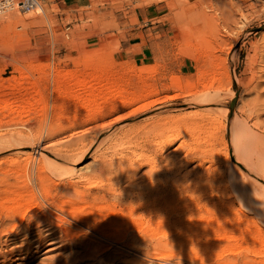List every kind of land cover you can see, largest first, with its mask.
Masks as SVG:
<instances>
[{
	"label": "rangeland",
	"instance_id": "rangeland-1",
	"mask_svg": "<svg viewBox=\"0 0 264 264\" xmlns=\"http://www.w3.org/2000/svg\"><path fill=\"white\" fill-rule=\"evenodd\" d=\"M37 2V7L27 12L20 11L18 1L0 6V171L5 173L0 177L8 176L4 183H0V196L4 195L0 198V217L4 214L12 216L15 209L8 206L15 202L20 203V212L25 211L18 218L30 213L32 209L36 210L43 196L27 180V172L33 171V167L39 163V153L46 157L59 150L64 153L62 145L71 140L70 136H82L77 147L82 155L87 152L80 165L91 163L93 156L98 158L111 153L114 147L119 154L131 156L136 152L145 153L151 155L149 159L155 160L154 174L144 164L146 158L144 162H137V182L134 188H130L127 197V200L132 199L131 205L123 206L120 199H112L108 203H92L89 197L85 199L86 202L76 203L79 208H89L91 206L87 203L90 202L92 208L98 209L94 215L91 209L82 214L87 219L91 217L90 220L98 219L96 224L104 232H114L110 229L113 220L117 224L124 223L120 226L127 225L126 229L117 230L107 240L111 243L105 241V245L112 246V253H123V258L115 259L112 264H122L126 259L139 264H264V214L261 213L264 210L259 211L257 208L258 203L264 202V174L243 176L237 163L236 174L228 165L226 191L219 184L218 178L227 168L212 164L197 167L205 144L195 142L201 132L205 131L201 126L206 124L197 113L201 107L197 104L196 94L210 79H218L227 89L230 85L235 99L226 98L221 102L234 114L242 103L250 107L257 102L264 105V0ZM195 9H200V12ZM229 9L237 22L236 25L230 22L233 28L230 38ZM202 18L205 22L201 26ZM228 40H237L230 50ZM206 48L213 50L211 63ZM146 93L142 101L133 105L124 106L120 103V100L129 99L132 95L141 96ZM107 102L118 105V111H109L107 116L102 115L99 119L92 118L105 112ZM147 103V108L133 112L136 107ZM260 113L259 120L264 121V110ZM121 115L124 118L120 126L125 128L120 132L119 124L111 125L109 120ZM87 117L89 123L81 127ZM150 117L154 120L146 121ZM241 117L246 119L245 115L238 113L237 125ZM76 119L80 122L79 128L75 125ZM161 121L168 129L166 135H174L176 138L161 157H156L150 150V128ZM248 123L252 124L250 121ZM84 129H88L87 134H75ZM218 134L224 142L227 141L228 152L218 151L217 147H214V151L223 156L227 153L229 164L232 148L229 133L220 131ZM21 143L24 148L20 147ZM27 154H31L35 164L31 162L26 166ZM170 155L181 158L184 165L180 167L181 171L171 169L166 163H158ZM187 171L191 173L186 174ZM142 173L149 177L142 176ZM10 176L14 179H10ZM205 176L211 179L205 182ZM22 185H27V192L24 186L21 188ZM28 186L33 187V194L29 193ZM173 189L185 191L183 199L181 196L176 198ZM14 190H20L15 191L16 196L24 192V197H14ZM205 191L209 192L208 196H204ZM172 199L178 203V211L174 213L178 215L171 217L165 230V226L161 230V225L153 222L148 224L147 217L150 216H145L143 209L132 210L137 205L152 204L157 200L156 204L161 206ZM192 201L202 203V208L185 210V205L194 204ZM208 202L213 204L211 208ZM222 203L230 205L224 208L221 207ZM131 210L136 213V218L135 222L129 224L126 219L130 217L131 213L128 212ZM210 210L216 214L217 219L220 217L222 220L218 219L216 228L206 222ZM111 212L116 216L111 218ZM94 216L97 219H93ZM189 228L192 234H187ZM50 247L53 248L46 246L39 254L23 263L52 264L54 258L59 260L69 253L64 248L46 252ZM210 248L212 250L209 253L205 251L207 256L202 253L204 249ZM97 256L99 262L105 257L102 254ZM203 257L207 259L203 260ZM95 259L76 260L69 264H93L97 263Z\"/></svg>",
	"mask_w": 264,
	"mask_h": 264
},
{
	"label": "bare ground",
	"instance_id": "bare-ground-1",
	"mask_svg": "<svg viewBox=\"0 0 264 264\" xmlns=\"http://www.w3.org/2000/svg\"><path fill=\"white\" fill-rule=\"evenodd\" d=\"M190 8H192V7H190ZM198 10H200V9H198ZM198 10H196V11H198ZM199 12L200 11H198V13ZM202 14H203V12H202ZM202 14H200L201 17L204 15V14L203 15ZM197 19H198V17H197ZM203 19L204 18L201 19L202 21L201 20L198 21L199 23L201 21V23H200L201 26L205 22ZM209 19H210V17H209ZM206 20H208L207 16H206ZM230 22L234 23L235 25L237 24V22L234 18V15L231 12V9L228 10V38H230V36L232 35L231 33L233 32V28H231ZM206 25H207V23H206ZM236 42H237V40L235 42H233V41L229 42V40H228V50L234 48ZM207 52L209 55L208 61L210 60V63H211L212 58L214 56L213 50L209 49ZM255 54L257 55V53H255ZM59 80L60 79L58 78V80H57L58 83H59ZM81 85H83V84L81 83ZM226 87L227 86H224L220 81H218V79L217 80L216 79H214V80L210 79V82L202 85L201 89L198 92V95L196 94V96H197L196 101L198 102L197 104H198V106L201 107V109L197 113H198L200 119L202 121H204L206 124H204V126H201V128H203V130H205V131L202 130L203 132H201V134L198 137L196 136L197 141H195V142H197L198 144L204 143L205 148H206V149L204 148L205 151L203 150V152H202V156H201V159H200L197 167L203 168L204 164H208V166L212 164L211 166L216 165L215 167L224 166L225 169L227 168L226 172H224L222 175H220V177L218 176L219 177L218 178L219 184L223 185L224 189L227 191L228 190V185H227L228 184V165H229L230 169H232L235 172V167H236V163H237L239 172L243 176L247 175L248 177H253L254 173L264 174V121L259 120V117L261 114L260 111L264 110V105H260V103L257 102V103H254L250 107L247 103H242V106H240L239 108L237 107L238 108L237 113L234 114L233 113L234 111L232 112L231 110L225 108L223 106L224 104H222V102H221L222 100H224L226 98L231 99V100L235 99V95L231 91L230 85L228 84V89ZM67 92H69V91L67 90ZM146 95H147V93L144 95H141V96L132 95V97L129 99L125 98V99L120 100V103H121V105H124V106L133 105L136 102L142 101L146 97ZM256 100H257V98H256ZM147 105H148V103L143 104L139 107H136L137 109L135 108L133 110V112L139 111L141 109H145V108H147ZM118 109H119V107H118V105L116 106L115 103L111 104L110 102H107V106L105 107V112L101 113V114H97L95 116H92V118L97 119V117H98V119H99L100 116H102V115L107 116V113L109 111L117 112ZM238 113L241 114L242 116L245 115L246 119L244 117H241L240 122L237 125L236 117H238ZM123 118H124V115L113 118L112 120H109V124H111V125L119 124L118 131L121 132V130H124L123 128H125L124 126L123 127L120 126ZM160 119H162V118H160ZM76 120H77L76 121L77 123L75 122V125H77V127H78L80 125V122H78V119H76ZM149 120H151V122H152L154 119L152 120L150 117V119L148 118V120H146V121H149ZM89 121H90L89 117L85 118L84 123L82 122L83 124L81 125V127L86 126L87 122L89 123ZM249 121L252 122L251 125H249V123H248ZM84 124H86V125H84ZM163 124H165V123L163 122ZM163 124H162V121H161V123L157 122L154 124V126L151 125L153 128H150V129H152V130H150L151 131V137L149 140V144L151 145L150 150L152 151V153L154 155H156V157H158V156L161 157V155L164 153V151L173 143V141L176 138V137H174V135H173V137L171 135L170 136L166 135V132L168 129ZM201 125H203V124H201ZM147 126H148V124H147ZM149 127H148V129H149ZM198 127H199V125H198ZM93 128H91V129H93ZM150 131H148V132L150 133ZM220 131L223 132L224 134L229 133V140L231 141V145H232L231 160L229 161V164H228L227 153H225L226 156H223L222 154H217L214 151V147H217L218 151L222 152V150H223L224 152L225 151L228 152V150H227L228 146L226 143L227 141L224 142L222 137L219 136L218 133H220ZM204 132H205V134H204ZM87 133H88V129H84V130L80 131L79 133H75V134L85 135ZM199 133H200V131H199ZM72 136H74V134ZM80 138H82V136H78V137L77 136L76 137L70 136L71 140L69 142L67 141L68 143H65L64 145H62L64 153L63 152L61 153L62 150H59L58 152L56 151V154L54 153V155H51L50 157H46L42 153H39L40 154L39 163L37 162L35 167H33L35 169V171H34V169H33V171H30V172L26 171L27 172V180L29 182H32L35 185V188H37L36 189L37 191L39 190V193H42V196H43L42 202L40 203L38 208H36V210L32 209L30 211V213H28V214L25 213L26 215L24 214V216H21L18 218V215H20L21 213H23L25 211L20 212L21 211L20 209H22L20 207V203L14 201L15 203H13V205L8 206L9 208L11 207V208L15 209V210L11 209V210H14L13 215L10 216V215L4 214V216L0 217V264H24L23 262H26L28 260V258H31V256L34 257L37 254H39L41 252V250L46 246H48V247L53 246V248L50 247L49 249H47L46 252H53V251H57V250L62 249V248H64V250L69 252L66 255V257H62L59 260L54 258V263H52V264H69L70 262H74L76 260H80V261H83L84 259L85 260H92V258L95 259L96 257L97 258L95 260L98 264H112V262L115 259L120 260L123 258L122 252L115 251V252H113L114 253L113 254L111 252L113 250L112 246L111 245H105V241L108 242L107 240L110 237H113V235H115L118 232L117 230H121L124 228L126 229L127 225L125 224L124 226H120V224H122V223L117 224L118 222L116 221L117 222L116 223L112 219L113 221L110 224V229L114 230V232H110L112 230L108 231L110 233L104 232L103 230L100 229L99 225H97L98 223L96 224V222L98 220L97 219L98 215H96L97 217L94 216V218H93V219H97V220H90L91 217L89 219H87L86 217H83V214H82L83 211H85L87 209H91L92 210L91 213L94 215L98 209L92 208L93 205H91L90 202L87 203V205L91 206L89 208H83L84 206L82 208H79V207H77L78 204H76V203H79V202L82 203L85 201L86 198L89 197L91 199L90 200L88 199V200L92 201V203L101 202V201L108 203L112 199H120L122 201V205L123 204H125L126 206L131 205L133 203V201H132V199L127 200V197L130 195L129 194L130 188H132L134 186V184L136 185V182H137L135 172L139 168H137L138 165H136V164L139 163L138 161L146 158L145 159L146 162L144 164L148 166L147 168L149 171L154 172L155 168L153 166L154 165L153 161L155 163V160L152 158L149 159L148 158L149 155H146L145 153L144 154H136L137 153L136 152V153H133L131 156L119 154L117 152V150L115 149L116 147L113 148V146H111L113 148L111 153H108V154L105 153L104 155H100L101 157H98V158H97V156L96 157L93 156V157H91L92 158L91 163L86 164V165H80L82 160L84 159L85 153L87 152L86 150H84L86 152L83 155L80 153L81 150H79V148L77 147V144H78L77 142L80 140ZM127 143H128V141H127ZM26 144H27V142H26ZM58 144H59V142H58ZM113 144L114 143H112V145ZM20 145H22V143ZM129 145H131V144H129ZM58 146H61V145H58ZM20 147L24 148L23 145ZM57 148H59V147H57ZM57 148H54V149H57ZM87 148H89V147H87ZM60 149H62V148H60ZM177 157L178 156L175 157L174 155L173 156L170 155V157L167 156V157L162 158V160H160L158 163L159 164L160 163H164V164L166 163L170 166L171 169H176V170L178 169V171H179L180 167L182 168L183 162H182L180 157H178L180 159H178ZM155 159H157V158H155ZM0 160H2V159H0ZM26 160L28 162V164L26 162V164H27L26 166L30 165L29 163H31V162H34V164L36 162V161H34L31 154H27ZM143 162H144V160H143ZM19 163H21V162H19ZM142 164H141V166H142ZM19 167H21V166H19ZM19 167H18V169H19ZM4 168H2V169H4ZM15 168H12L11 170H15ZM156 169H158V168H156ZM20 170H21V168H20ZM28 170H29V168H28ZM9 171H10V169H9ZM15 171L18 172V170H15ZM205 171H208V170H205ZM153 172L151 174H154ZM23 173H25V172H23ZM23 173H22V175H24ZM156 173H158V171ZM159 173H161V172H159ZM189 173H191V172L190 171L186 172V174H189ZM4 174L0 171V175H4ZM11 174L13 177L12 172H11ZM235 174H236V172H235ZM144 175H145V173L142 176H144ZM210 175H211V173H210ZM212 175H213V173H212ZM145 176L149 177V175H147V174ZM5 177H8V176H1L0 177V183L1 184L4 183ZM12 177L10 176L9 178L11 179ZM197 178H199V176ZM209 178H210V176H209ZM209 178L205 176V178H203V180L205 182H207L209 180ZM212 178H214V177H212ZM262 178H264V177H262ZM12 179H14V178H12ZM156 181L157 180H155V182ZM199 181H200V178H199ZM154 185H156V184H154ZM160 185H162V184H160ZM8 186H10V185H8ZM17 186H19V185H17ZM23 186L24 185H22L21 188ZM25 186H27V185H25ZM25 186H24V190L27 192V190H26L27 187H25ZM179 186H181V185H179ZM5 189H3V190L5 191ZM7 189H9V188H7ZM29 189H28L30 191L29 193L33 194L34 193L33 187H29ZM192 189H193V191H195L196 188L195 189L192 188ZM3 190H2V192H3ZM173 190H174L173 194L176 198L177 197L180 198V196H181V198L183 199V193L185 191L178 192L177 191L178 189H173ZM262 190H264V186H262ZM15 191L16 190H14V192ZM19 191H16V192H19ZM158 191H156V192H158ZM16 192L14 193V197L16 196ZM197 192H198V190H197ZM11 193L12 192H10V194ZM203 194H204V196H208L209 192L205 191V193L203 192ZM19 195L20 194H18L16 196V198ZM23 195H24V192H23ZM23 195H20V198H22L21 196H23ZM122 195H124V197L121 198ZM1 196L3 197L4 195H1ZM1 196H0V198H1ZM160 196H161V194H160ZM6 197H8V195H6ZM33 197H34V195H33ZM163 198H164V196H163ZM17 199H16V201H18ZM154 200H152V201H154ZM12 201H13V199H12ZM154 202H151L152 204H147V205H137L132 210L135 211L136 209H139V208L143 209L144 215L146 214L145 216H147V215L150 216V217H147L148 224H151L153 222V224H156V225L158 224L159 226L161 225V230H163L162 228L165 226V228H164V230H165L166 226L169 225L171 222V217L174 218V215L175 216L178 215V214H174L176 211H178V209H177L178 203L174 199L169 200L168 202H164L163 204H160L161 206H159V204L158 205L156 204V203H158V200L156 203H154ZM159 202H161V201H159ZM69 203H71V204L67 205ZM193 203L194 204H191V205H185V207H184L185 210L188 211L189 209L191 210L193 207L196 209V208H199L202 206V203H200L199 201L193 202ZM207 205H208V207L211 208V206L213 204H210L208 202ZM228 205H230V204L222 203L221 207L228 208ZM134 206H135V204H134ZM217 206L219 207V205H217ZM257 206H258L257 208L259 211L264 210V202H261V204L258 203ZM31 207H32V205H31ZM132 210L128 212V213H131L130 217L126 219V222H128V223L129 222L131 223V221H132V223L135 222V218H136L135 214L136 213H133L134 211H132ZM26 212H27V210H26ZM177 213H180V212H177ZM261 213L264 214V212H262V211H261ZM209 214H210V216L209 217L207 216L206 222L211 223L212 226H215L220 217L217 219L215 216L216 214L214 215L212 210L209 211ZM109 215L111 218L113 216H116V214L112 213V212ZM87 217H89V216H87ZM145 219H146V217H145ZM104 220L105 219H103V221ZM219 220L222 221L221 219H219ZM107 222H108V220H107ZM101 223L103 226L106 225L105 223L103 224V222H101ZM103 226H102V228H103ZM104 227H107V226H104ZM186 228H188V227H186ZM215 228H216V226H215ZM187 232H188L187 234H192L191 229L189 231L187 230ZM119 233H120V231H119ZM207 238H210V236ZM207 238H205V239H207ZM206 248H207V246H206ZM214 248L212 247V249H214ZM212 249L211 248L209 250L204 249V252H202V253L204 254L205 251H208V253H209V251H211ZM97 254L99 256L101 254L104 255L105 256L104 259L101 260L100 262L97 261V259H98ZM205 255L207 256L208 254L205 253ZM202 259L204 260L207 258L203 257ZM214 259H215V257H214ZM214 259H212V260H214ZM215 260H217V259H215ZM215 260H214V262H215ZM205 262H206V260H205ZM208 262L210 263L211 261L209 260ZM97 263L94 262L93 264H97ZM121 263L122 264H139L135 261H131V260L129 261L127 259L124 260V262L122 261ZM218 263H219V261H218Z\"/></svg>",
	"mask_w": 264,
	"mask_h": 264
},
{
	"label": "built area",
	"instance_id": "built-area-1",
	"mask_svg": "<svg viewBox=\"0 0 264 264\" xmlns=\"http://www.w3.org/2000/svg\"><path fill=\"white\" fill-rule=\"evenodd\" d=\"M13 1H18L20 4V11L27 12L37 7V0H0V6H6Z\"/></svg>",
	"mask_w": 264,
	"mask_h": 264
}]
</instances>
